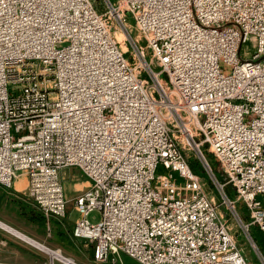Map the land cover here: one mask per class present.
Segmentation results:
<instances>
[{"label": "built area", "instance_id": "obj_1", "mask_svg": "<svg viewBox=\"0 0 264 264\" xmlns=\"http://www.w3.org/2000/svg\"><path fill=\"white\" fill-rule=\"evenodd\" d=\"M191 154L264 264V0H0V184L27 174L66 218L61 171L78 167L73 234L95 261L252 264ZM4 226L45 264H81Z\"/></svg>", "mask_w": 264, "mask_h": 264}, {"label": "crops", "instance_id": "obj_2", "mask_svg": "<svg viewBox=\"0 0 264 264\" xmlns=\"http://www.w3.org/2000/svg\"><path fill=\"white\" fill-rule=\"evenodd\" d=\"M64 169L66 170L63 173L66 172L69 176V178L65 177L66 181H69V185L74 188V190L66 191L69 200L68 208L73 210L76 209L73 199L90 185V181L78 167L71 166ZM28 184L29 179L25 173L18 174L12 186L0 184V262L29 264L21 262L20 259L26 257V251H31L34 247L4 224L45 245L61 248L66 255L73 256L75 259L79 258L83 262L81 257L76 256L79 252L78 239H82L73 234L76 222L69 226L64 218L46 216L28 195ZM83 239L89 241L86 242L87 245L91 243L90 240Z\"/></svg>", "mask_w": 264, "mask_h": 264}, {"label": "rangeland", "instance_id": "obj_3", "mask_svg": "<svg viewBox=\"0 0 264 264\" xmlns=\"http://www.w3.org/2000/svg\"><path fill=\"white\" fill-rule=\"evenodd\" d=\"M95 1L98 4L100 3V0H95ZM133 34H137V32L135 30H133ZM245 48H251L250 39L247 42L243 43V50ZM203 150H204V153L206 154L207 158L209 159V161L213 162L212 165L215 164V167L213 165V168L216 169L217 171H220L221 174L225 176L219 162L215 159L213 154L210 153V156H211V159H210V156L208 155L207 151L205 149H203ZM191 161H192L191 162L192 167L194 166L193 169L196 171V173H198L201 176V178L203 180L206 181L207 187L209 188L211 194L213 195L217 204L219 205L221 212L228 219L229 225L232 229V233L236 237L240 246L243 248V251H244V254L246 255L247 260L249 262H251L252 264H263L261 259L257 256L255 251L253 250L250 242L248 241V239L245 235V232L243 231V228L240 225V222L236 219V217L231 212V210L228 208V206L224 202H222V197H221L220 193L216 189L213 182L211 180H209L208 175L206 174V171L203 169L202 165L200 164L198 159H196V157L193 154H191ZM65 168H69V167H65ZM65 170L66 169L63 168L61 171V174H62L61 178H62L63 185L65 187V190L66 191L74 190L73 186L69 185V183H68L69 181H66V179H65V177L69 178V176L67 175L66 172L63 173V171H65ZM226 190H227V192H228V190L233 192V194H231V196L235 197L234 189L232 188V186H230V185L227 186ZM237 208H238L241 216L243 217V219H245L246 222H250V217H248L249 211H248V208L246 207V205L244 204V202L239 200L237 202ZM79 217H80V214L76 209H73V210L68 209V215L66 218H64V221L67 223V225L72 226L78 220ZM98 218H99V212L98 211L93 212L91 215V219L97 220ZM250 230H251L252 234L254 235V238L256 239V241L262 247H264V232L257 225H251ZM78 242H79L78 243L79 252H77V250H76V252L78 253V254H76V256L81 257L83 259V262L79 258H76V259H77V261H79L83 264H140L136 259H134V258H132L129 255H126L124 253L122 255H120L119 257L118 256L111 257V259L108 262H102V263L97 262L94 260L93 245L91 243H89V245H87V243L89 241H85V239H83V238L78 239ZM31 249H32L31 251H29V250L26 251V257L20 259L21 262L29 263V264H45V262L48 261V256L46 254H44L43 252H41L40 250H38L34 247Z\"/></svg>", "mask_w": 264, "mask_h": 264}, {"label": "trees", "instance_id": "obj_4", "mask_svg": "<svg viewBox=\"0 0 264 264\" xmlns=\"http://www.w3.org/2000/svg\"><path fill=\"white\" fill-rule=\"evenodd\" d=\"M205 150L207 151V153H208V155L210 156V153L211 152H209V150H208V148H205ZM212 154V153H211ZM214 156V155H213ZM210 159H211V156H210ZM211 163V165H212V161L210 162ZM214 165V167H215V164H213ZM213 165H212V167H213ZM193 168H194V166H193ZM196 169V168H195ZM214 169V168H213ZM214 171H215V173H216V175H217V177L221 180V181H224L225 180V176L224 175H222L221 174V172L220 171H217L216 169H214ZM228 193L231 195V194H233V192H231L230 190H228ZM240 203V202H239ZM241 204V203H240ZM239 204V205H240ZM249 217V216H248ZM252 233V232H251ZM253 235V234H252ZM254 236V235H253ZM256 240V239H255ZM257 242V241H256ZM257 244L259 245V247L261 248V250H262V252H263V254H264V247H262L258 242H257Z\"/></svg>", "mask_w": 264, "mask_h": 264}]
</instances>
